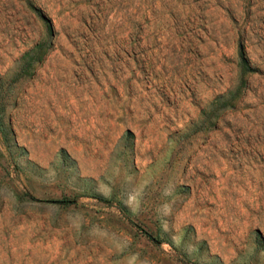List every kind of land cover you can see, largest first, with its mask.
Returning <instances> with one entry per match:
<instances>
[{
	"label": "rangeland",
	"instance_id": "rangeland-1",
	"mask_svg": "<svg viewBox=\"0 0 264 264\" xmlns=\"http://www.w3.org/2000/svg\"><path fill=\"white\" fill-rule=\"evenodd\" d=\"M0 264H264V0H0Z\"/></svg>",
	"mask_w": 264,
	"mask_h": 264
}]
</instances>
